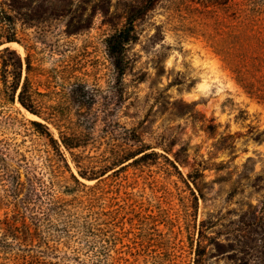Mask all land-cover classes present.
I'll return each mask as SVG.
<instances>
[{"label": "rangeland", "instance_id": "374dc122", "mask_svg": "<svg viewBox=\"0 0 264 264\" xmlns=\"http://www.w3.org/2000/svg\"><path fill=\"white\" fill-rule=\"evenodd\" d=\"M101 1L16 0L12 6L19 38L26 32L34 41L33 62L48 85L41 89L44 101L68 112L71 127H92L80 149L82 164L98 172L130 146H146L152 154L116 174L81 181H106L114 191L111 212L117 196L122 206L136 205L127 225L146 228L147 240L164 247L163 255L137 256L140 264H194L200 225L208 243L205 264H264V100L247 93L212 43L247 22L242 18L264 26V0H158L134 23L120 82L105 39L146 0H105L106 14L96 7ZM16 44L4 46L25 58ZM74 84L90 92L89 116L71 100ZM15 109L26 120L44 122L20 104ZM44 141L35 143L43 148ZM191 171L200 191L188 185ZM43 236L53 254L70 253V246Z\"/></svg>", "mask_w": 264, "mask_h": 264}, {"label": "trees", "instance_id": "16d2710c", "mask_svg": "<svg viewBox=\"0 0 264 264\" xmlns=\"http://www.w3.org/2000/svg\"><path fill=\"white\" fill-rule=\"evenodd\" d=\"M157 1L146 0L130 11L124 24L105 39L107 58L118 82L128 69L127 50L135 39L134 23ZM9 2L0 0V41L4 40L0 42V264H140L137 256L157 251L163 255L162 245L147 240L146 228L144 231L134 222L127 225L134 221L127 215H136V205L122 206L123 200L117 196L119 204L111 212L107 203L114 191L106 181L100 180L94 186L81 181L98 180L110 171L116 174L130 161H143L152 154L146 146H130L117 151L111 164L98 172L82 164L80 149L88 143L92 127H71L68 112L44 101L46 94L41 89L46 90L48 85L33 62L34 41L26 32L19 38L17 17L12 13L16 0ZM105 6V0L96 4L106 14ZM242 20L247 22L212 43L215 53L247 93L264 100V26L259 20ZM13 43L25 49V58L4 46ZM71 100L79 105V113L89 116L92 98L83 84L72 86ZM16 104L44 122L26 120L15 109ZM49 125L56 128L57 138ZM19 137L23 138L21 142ZM42 139L43 148L35 143ZM198 179L194 171L187 175L188 185L200 191ZM123 218H127L126 224ZM197 230L194 264H205L208 243L201 225ZM44 234L66 249L70 246V253L59 254L57 249L53 254L42 245Z\"/></svg>", "mask_w": 264, "mask_h": 264}, {"label": "bare ground", "instance_id": "6f19581e", "mask_svg": "<svg viewBox=\"0 0 264 264\" xmlns=\"http://www.w3.org/2000/svg\"><path fill=\"white\" fill-rule=\"evenodd\" d=\"M12 45H13V46H18L16 43H13Z\"/></svg>", "mask_w": 264, "mask_h": 264}]
</instances>
